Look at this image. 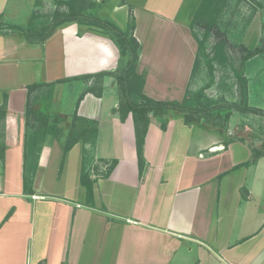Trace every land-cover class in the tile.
Here are the masks:
<instances>
[{"label":"crops","instance_id":"0c3cea01","mask_svg":"<svg viewBox=\"0 0 264 264\" xmlns=\"http://www.w3.org/2000/svg\"><path fill=\"white\" fill-rule=\"evenodd\" d=\"M43 1L0 0V19L38 29ZM95 1L97 15L123 31L132 12L145 95L182 101L187 89L196 90L198 43L190 23L201 0ZM124 68L114 36L96 26L65 21L45 40L0 31V106L4 98L7 105L0 124V264H264V184L256 180L264 181V168L256 172L264 155L245 164L251 148L240 141L225 145L217 132L181 118L161 129L152 118L140 173L132 115L118 114L115 74ZM34 83L52 85L38 89L33 108L65 117L56 134L44 135L27 194L26 86ZM73 113L98 123L87 164L90 205L80 183L81 141L64 151Z\"/></svg>","mask_w":264,"mask_h":264},{"label":"trees","instance_id":"16d2710c","mask_svg":"<svg viewBox=\"0 0 264 264\" xmlns=\"http://www.w3.org/2000/svg\"><path fill=\"white\" fill-rule=\"evenodd\" d=\"M228 0H201L190 23V29L198 43V53L194 61V68L192 74H195L197 67L200 64V58L205 53L206 40L212 35L214 43L212 46L213 56L207 58V63L210 70L214 67L213 61L218 63H225L229 61L225 48L228 45V38L226 33L221 30L218 17ZM66 5L68 11L59 10V7ZM257 7H262L261 4H256ZM101 6V2L95 0H77V3L69 0H57V8L54 10L52 19L43 23L40 28L7 25L0 19V31H14L25 35L27 38H34L38 40H45L49 37L55 27L65 21H78L87 25L96 26L104 32H110L118 45L121 57H125V68L120 74H115L117 83L119 85V106L118 114L121 120H124L128 113H131L134 124V133L136 141V149L138 155L139 172L142 173L144 166L143 146L145 135L152 118L160 121L161 129H165L167 122L173 118H181L188 125L200 126L209 128L207 125V118H211V128L223 137L224 144L227 145L230 141L235 139H226L224 130L219 127L225 126L226 121L233 111L240 114H247L254 112L258 113V108L249 105L248 101V80L245 76V63L254 55L263 52L262 47H257L254 50L244 48L240 60V68L235 69V77L237 86L239 88L240 100L235 101L227 106L219 108H210L208 103L201 101L203 96V88L192 91L187 89L182 101H162L155 100L142 91L144 85V77L137 73L136 63L139 58L140 44L133 35L135 27L134 17L130 11V19L127 28L123 31L115 24L97 15L96 10ZM60 16V17H59ZM59 17V18H57ZM199 27L203 29L202 35L195 29ZM201 35V36H200ZM206 55V54H205ZM232 63V62H231ZM102 75V73H99ZM44 86H51L52 83L46 84H30L26 86L27 91V109L25 114V140H24V155H23V190L27 194H32L31 187L32 174L37 164V157L42 145L44 135L46 133L56 134V125L63 120L64 115L41 109L33 108L35 100L40 98V91L38 89ZM50 89L43 91L47 96ZM42 93V94H43ZM84 95L81 94L79 99ZM6 97V96H5ZM79 101V100H78ZM7 113V105L5 102L0 106V124ZM220 123V124H219ZM98 134V123L95 120H87L72 114V121L68 128L67 135L64 142V151H68L77 141L82 143V166L80 173V183L86 190V202L90 205L93 202V179L89 175L87 164L90 160V153L95 145ZM264 145V144H263ZM251 160L245 164L255 161L264 155L263 149L251 147ZM115 161L107 166V173L114 167Z\"/></svg>","mask_w":264,"mask_h":264},{"label":"rangeland","instance_id":"374dc122","mask_svg":"<svg viewBox=\"0 0 264 264\" xmlns=\"http://www.w3.org/2000/svg\"><path fill=\"white\" fill-rule=\"evenodd\" d=\"M77 3V0H69ZM262 7H257L256 4ZM57 8V0L43 1L41 9H37V17L40 23H46L52 19L54 10ZM59 10L68 11L66 5L59 7ZM60 17V16H59ZM57 17V18H59ZM218 23L228 38V45L225 48L229 61L218 63L213 61V68L210 70L207 63V56H213L212 46L214 38L211 35L205 42L206 49L200 58L199 67L196 74L200 73L197 82L191 88L198 90L203 88L201 101L208 103L210 108L227 106L232 102L238 103L240 100L239 88L235 77V69L240 68L241 55L244 48L254 50L262 47L263 52L249 58L245 63V76L248 80V101L249 105L258 108V113L254 112L240 114L233 111L225 123V126L216 125L224 130L226 139H235L249 148L263 149L264 147V0H228L226 6L218 17ZM196 31L202 35L203 29L195 27ZM200 35V36H201ZM206 54V55H205ZM207 57V58H206ZM125 62L126 58L121 57ZM232 62V63H231ZM207 125H211V118H207ZM220 124V123H219ZM212 133L215 132L212 130ZM246 155L250 154L245 148ZM248 158V156H247ZM264 159L260 161L256 168L258 175L263 171ZM256 180L264 184L261 177Z\"/></svg>","mask_w":264,"mask_h":264}]
</instances>
